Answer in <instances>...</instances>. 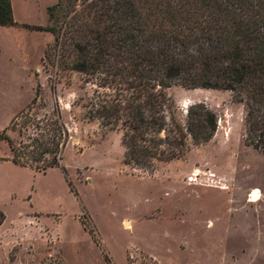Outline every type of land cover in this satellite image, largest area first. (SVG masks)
Here are the masks:
<instances>
[{"label":"rangeland","instance_id":"rangeland-1","mask_svg":"<svg viewBox=\"0 0 264 264\" xmlns=\"http://www.w3.org/2000/svg\"><path fill=\"white\" fill-rule=\"evenodd\" d=\"M47 1L15 0L31 23L0 26V134L29 161L0 138V264H264V152L246 141V105L174 85L176 120L204 103L215 134L189 136L180 158L127 163L122 124L88 115L96 78L59 61L53 33L24 26L52 23L36 24ZM54 157L67 174L35 167Z\"/></svg>","mask_w":264,"mask_h":264},{"label":"trees","instance_id":"trees-1","mask_svg":"<svg viewBox=\"0 0 264 264\" xmlns=\"http://www.w3.org/2000/svg\"><path fill=\"white\" fill-rule=\"evenodd\" d=\"M48 14L50 25L24 26L53 33L59 61L96 78L103 91L88 115L122 124L127 163L180 158L189 136L215 134L217 115L204 103L188 108L186 126L176 120L174 85L232 91L247 108V143L264 152V0H57ZM16 25L12 1L0 0V26ZM0 138L14 163L29 164ZM55 166L67 174L55 157L35 165Z\"/></svg>","mask_w":264,"mask_h":264},{"label":"crops","instance_id":"crops-1","mask_svg":"<svg viewBox=\"0 0 264 264\" xmlns=\"http://www.w3.org/2000/svg\"><path fill=\"white\" fill-rule=\"evenodd\" d=\"M11 1H12V7H13V13H14L15 20L17 22H20V23H31V22H28V21H20L19 19H17L16 3H15V0H11ZM52 4L53 3L51 1L45 2V4H44L45 10H46L45 21H43V22H36L37 25H41V24L46 23V20L48 19V6L49 5H52ZM43 26H45V25H43ZM46 32H48V31H46Z\"/></svg>","mask_w":264,"mask_h":264},{"label":"bare ground","instance_id":"bare-ground-1","mask_svg":"<svg viewBox=\"0 0 264 264\" xmlns=\"http://www.w3.org/2000/svg\"><path fill=\"white\" fill-rule=\"evenodd\" d=\"M261 197V194H260V190L259 189H255L252 193H251V199L252 201H257L259 200Z\"/></svg>","mask_w":264,"mask_h":264}]
</instances>
